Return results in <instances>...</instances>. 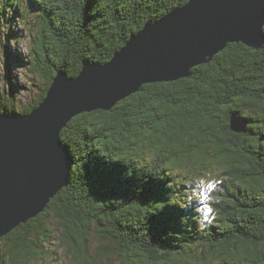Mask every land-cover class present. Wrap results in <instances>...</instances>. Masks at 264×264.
<instances>
[{
	"label": "trees",
	"instance_id": "obj_1",
	"mask_svg": "<svg viewBox=\"0 0 264 264\" xmlns=\"http://www.w3.org/2000/svg\"><path fill=\"white\" fill-rule=\"evenodd\" d=\"M188 1L0 0V45L8 65L27 68L32 94L18 105L0 89V112H30L59 69L77 76L85 60L109 62L147 22ZM21 23L26 54L5 41L18 44ZM234 119L244 131L231 128ZM61 137L69 184L0 238V264L44 258L53 234L75 264L107 254L119 264H264V48L229 43L188 77L75 116ZM93 234L108 244L95 254Z\"/></svg>",
	"mask_w": 264,
	"mask_h": 264
},
{
	"label": "water",
	"instance_id": "obj_2",
	"mask_svg": "<svg viewBox=\"0 0 264 264\" xmlns=\"http://www.w3.org/2000/svg\"><path fill=\"white\" fill-rule=\"evenodd\" d=\"M264 0H189L133 33L107 63L59 69L28 113L0 112V238L36 217L69 184L71 151L61 132L75 116L109 110L146 83L188 77L229 43L264 48ZM234 131L245 124L234 119Z\"/></svg>",
	"mask_w": 264,
	"mask_h": 264
},
{
	"label": "rangeland",
	"instance_id": "obj_3",
	"mask_svg": "<svg viewBox=\"0 0 264 264\" xmlns=\"http://www.w3.org/2000/svg\"><path fill=\"white\" fill-rule=\"evenodd\" d=\"M32 14V13H31ZM19 29V42L16 43L15 40H7V36L5 35V41L11 45L13 48V53L20 52L22 54H26L29 51V44L30 38L27 36L26 32L23 30V24H18ZM20 29L23 30V33L20 34ZM30 73L28 72L27 68L21 66L17 60L10 58L9 65L7 63L6 53L5 50L0 45V89L6 90L7 96L10 97L12 95L17 96L16 101L18 105L20 104L19 100L26 103L32 97V94L29 92L31 80H30ZM10 82L14 83L16 86V91L12 90V85ZM214 178L222 179L221 183L227 185V180L223 179V175H220L219 172L213 175ZM202 181V180H201ZM200 181V182H201ZM206 183V182H204ZM215 184V183H211ZM222 191L225 189L221 188ZM200 196V195H197ZM222 195H220L221 197ZM215 216V214H213ZM54 227H59L58 224H55ZM61 228V227H60ZM62 229H58L59 232L62 233ZM75 236L77 234L75 233ZM53 242L52 244L46 243L45 247V257L39 260L32 262L31 264H75L72 260L71 255L69 254V249L65 244L61 243L60 235L53 234ZM102 247H108V244L100 239L99 237L95 236L94 234L91 237V252L95 254L96 251H101ZM101 264H115L121 263L120 257L116 254L112 255H102L100 259Z\"/></svg>",
	"mask_w": 264,
	"mask_h": 264
},
{
	"label": "clouds",
	"instance_id": "obj_4",
	"mask_svg": "<svg viewBox=\"0 0 264 264\" xmlns=\"http://www.w3.org/2000/svg\"><path fill=\"white\" fill-rule=\"evenodd\" d=\"M261 31L264 32V25H261Z\"/></svg>",
	"mask_w": 264,
	"mask_h": 264
},
{
	"label": "snow or ice",
	"instance_id": "obj_5",
	"mask_svg": "<svg viewBox=\"0 0 264 264\" xmlns=\"http://www.w3.org/2000/svg\"><path fill=\"white\" fill-rule=\"evenodd\" d=\"M209 187H213V185H209Z\"/></svg>",
	"mask_w": 264,
	"mask_h": 264
}]
</instances>
